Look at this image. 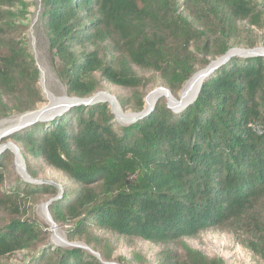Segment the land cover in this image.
I'll list each match as a JSON object with an SVG mask.
<instances>
[{"label":"trees","instance_id":"obj_1","mask_svg":"<svg viewBox=\"0 0 264 264\" xmlns=\"http://www.w3.org/2000/svg\"><path fill=\"white\" fill-rule=\"evenodd\" d=\"M28 6L0 0V120L35 111L43 101L25 36ZM40 20L69 97L90 98L102 81L144 88L137 70L159 74L176 94L197 66L206 68L248 37L242 23L249 34L264 32V0H42ZM246 45L254 49L255 36ZM10 139L32 179L29 157L74 184L49 206L52 220L69 227L70 240L102 230L169 247L226 227L241 233L246 249L264 262V56L231 58L181 113L161 104L123 127L107 103L79 105ZM8 157H0V188ZM45 194L55 199L59 189L18 183L0 196V211L20 215ZM45 239L34 221L12 219L0 228V264L23 251L33 255L28 264L111 262L97 247L92 250L102 260L80 248L39 250ZM177 253L162 252L161 264H225L188 246Z\"/></svg>","mask_w":264,"mask_h":264},{"label":"rangeland","instance_id":"obj_2","mask_svg":"<svg viewBox=\"0 0 264 264\" xmlns=\"http://www.w3.org/2000/svg\"><path fill=\"white\" fill-rule=\"evenodd\" d=\"M28 6V16L27 21L24 22L28 26V30L25 33L26 39L29 42L30 51L33 54L36 66L41 71L42 67H46L49 71V76L46 80H43L42 73L40 72L38 87L40 89L43 101L38 104L35 111L49 106L53 103V107H50L46 114H58V108H61V104L59 101H51L47 98V92L55 95L57 98L68 96L66 92V88L61 83L57 73L55 71L54 63L52 62V58L49 52L48 40L46 38V34L44 32L42 22H41V13H42V0H25ZM243 34L245 40H241V43L233 46L231 49L237 50H254L256 48H264V32L262 30H257L252 28L253 33L248 32V24L246 22L241 24ZM255 36L257 40V45L254 49H250L246 45V40L248 38H252ZM253 39H250L252 41ZM107 48V46L105 47ZM108 51V49H107ZM108 56L110 55L108 51ZM212 62V61H211ZM205 68H201L200 66L196 67V72L201 71ZM138 73L146 80L147 86L144 88H140L137 90L125 89L121 87H116L111 85L108 82H101V89L96 93H107L110 96L116 98L117 103L122 110V112L126 114L131 113H139L135 109V105L139 100V95H145L144 97V108H146V98L154 91L160 88H164L168 91L170 89L167 88L165 82L161 78V76L154 72L137 70ZM195 72V73H196ZM194 73V74H195ZM184 85L182 88L176 93H172L171 95L177 99L180 98V95L183 91ZM69 97V96H68ZM101 99V98H100ZM104 101V99H101ZM128 102L127 106H123L121 102ZM103 103H107L111 113L113 114V110L111 105L105 101ZM165 105L168 107L169 100L166 95L160 96L157 105ZM59 106V107H58ZM58 107V108H56ZM68 110V109H67ZM66 110V111H67ZM62 112H60L61 114ZM63 114V113H62ZM114 115V114H113ZM24 116L23 114H13L7 118H3L0 120V124L6 122L11 119H15L18 117ZM27 120L19 122L15 127H19L24 124ZM49 121V120H47ZM114 121L120 126H129L131 124L122 123L116 116L114 115ZM40 122V121H39ZM44 122V121H41ZM38 123V122H36ZM34 123V124H36ZM32 124V125H34ZM29 125L27 127H30ZM12 127V128H13ZM11 129V128H9ZM10 144L16 146L15 142L10 139V136L3 138L0 141V157L9 155V157L5 161L6 167V180L5 183L0 188V196H3V192H8L14 187L18 185V183H29L31 185H38L35 181L46 182V184L54 185L59 189L58 199L63 198L66 194V191L73 189L74 184L68 179V177L57 170L49 167L44 161L41 159H35L29 157V163L34 167V171L37 175L36 179H30L27 175H29L26 167V163L24 162V168L26 173L21 172L17 165V158L13 150L9 147ZM22 152V150L20 149ZM11 154V155H10ZM30 176V175H29ZM21 186V184H20ZM53 200L50 195H38L36 198L31 199L29 206L24 209L22 208V214L13 215L8 210L0 211V228L6 226L11 222L12 219L17 218L21 220L34 221L39 225V229L44 232L46 239L39 246L40 249H44V247H59L62 249H73L80 248L87 252L93 253L92 248L97 247L103 249L104 251L111 254V262H107L104 260L106 264H161L162 256L161 253L168 250H175L178 253H182L184 250V246H188L194 250L201 251L206 256L210 258H219L222 259L225 264H264L259 258L255 257L250 251L246 249L243 244L244 237L241 233L232 230L231 228H216L207 230L194 238H185L178 243H175L169 247L155 245L153 243L141 240V239H128L122 237L113 232H107L102 230H94L85 238H77L75 240H70L68 238L67 230L69 227L57 225L59 229L60 235L64 238L65 241L55 242L53 240L54 233L51 230L50 225L47 220L48 217L52 218L49 213V206L47 204ZM92 240V244L88 245L86 240ZM60 243V244H59ZM177 253V254H178ZM94 254V253H93ZM95 255V254H94ZM32 254L27 251L18 252L13 256H9L4 259L5 264H28L31 261ZM136 256L140 259V261H136ZM102 259V258H101Z\"/></svg>","mask_w":264,"mask_h":264},{"label":"water","instance_id":"obj_3","mask_svg":"<svg viewBox=\"0 0 264 264\" xmlns=\"http://www.w3.org/2000/svg\"><path fill=\"white\" fill-rule=\"evenodd\" d=\"M42 6V5H41ZM256 57V56H264V48L260 47V48H256L254 50H237V49H231L229 50L224 56L218 58L217 60L215 61H212L210 63L209 66H207L205 69L201 70V71H198L196 72L185 84H184V88L186 87V85L191 82L194 77L197 75V74H201L202 75V83L199 87V90H198V93L196 95V97L194 99H192L191 101H188V102H184L183 100H180V101H177V105L175 107H172L170 105V102H169V105H168V108L171 109L174 113H181L182 111H184L188 106L192 105L198 98L199 96V93L201 91V88L204 84V82L218 69L220 68L221 66L225 65L231 58L233 57ZM40 71V70H39ZM41 72V71H40ZM183 88V90H184ZM170 94L171 92L168 91ZM183 92V91H182ZM102 95H109L107 93H98V94H95L93 95L92 97L90 98H87V99H80V98H71V97H68L66 96V101L67 103H64L63 105H61V108H58L57 111H54L53 113H56L58 112V114H49L47 115L46 113H41L39 112V110L37 111H31V112H27L25 114H23L24 116L25 115H31L32 117L27 120L26 122H24L23 125L19 126V127H15V128H11V129H8L5 133H3L2 135V139L3 138H6L8 136H10L11 134L13 133H16L24 128H26L27 126L29 125H32L36 122H41V121H47V120H52L56 117H58L59 115H61L62 113H64L67 109L73 107V106H79V105H94L96 103H101V102H105L107 101L111 107H112V110H113V114L117 117V114H116V108H119V105L117 103V100L115 97L113 96H110L112 98V100H114V104L111 103V101L109 100H101L99 97L102 96ZM172 96V95H171ZM148 98V97H147ZM147 98H146V101H147ZM159 97L154 101L153 105L151 108L149 109H143L141 112L139 113H131V115L133 116V120L130 121V123L128 124H133L135 122H137L138 120H141V119H144L146 118L147 116H149L153 110L156 108L157 106V101H158ZM60 112H62L60 114ZM14 147L15 151L13 150V152L15 153L16 155V158H17V161L18 159L22 162V166H23V169H24V172L26 173L25 171V166H24V157H23V154L22 152L20 151V149L13 145V144H10ZM30 179H32L29 175H27ZM33 180V179H32ZM36 184H46V182H41V181H35ZM58 198H55L53 200H51L47 206L51 205L53 201L57 200ZM50 219V221L54 224V226L58 227L57 224L52 220V218L48 217ZM99 259H101V256L98 254V253H95L93 252ZM102 260V259H101Z\"/></svg>","mask_w":264,"mask_h":264},{"label":"bare ground","instance_id":"obj_4","mask_svg":"<svg viewBox=\"0 0 264 264\" xmlns=\"http://www.w3.org/2000/svg\"><path fill=\"white\" fill-rule=\"evenodd\" d=\"M41 73H42L43 80H46L47 77L49 76L48 69L46 67H42ZM201 83H202V75L197 74L194 77V79L186 85V87L184 88L183 92L181 93L179 99L171 96V94L168 92V90H166L164 88L157 89L156 91L152 92L148 96L147 101H146L147 102L146 103V109L151 108L154 101L158 97L163 96V95H166L168 97V100H169L170 105L172 107H175L177 105V101H180V100H183L184 102L191 101L192 99H194L196 97ZM47 98L49 100H51L52 102L57 100L61 104L67 103L66 95L64 97L57 98V97H55V95H52V94L47 92ZM99 98L104 99V100H109V101H111L112 104H114V100H112V98L109 95H102ZM53 105L54 104L51 103L49 106H46V107L39 109V112L46 113L50 107H53ZM116 114H117L118 119L122 123L128 124V123H130V121L133 120V116L131 114H126V113L122 112V110L119 108H116ZM31 117H32L31 115H25V116L18 117L15 119H11V120H8L6 122L1 123L0 124V141L2 140L3 133H5L9 128H12L13 126L18 124L19 122H22L24 120H29ZM9 147L15 151V149L12 145H10ZM17 165H18L19 170L21 172H23L24 171L23 166H22L23 164L19 159L17 161ZM47 222L50 225L52 232L54 233L53 240L57 243L61 242V241L62 242L65 241L64 238L60 235L59 229L56 226H54V224L50 221V219H48Z\"/></svg>","mask_w":264,"mask_h":264}]
</instances>
